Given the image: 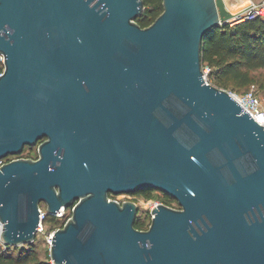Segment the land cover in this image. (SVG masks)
<instances>
[{
	"label": "water",
	"instance_id": "water-1",
	"mask_svg": "<svg viewBox=\"0 0 264 264\" xmlns=\"http://www.w3.org/2000/svg\"><path fill=\"white\" fill-rule=\"evenodd\" d=\"M0 0L1 242L36 240L53 264H264V125L206 82L203 37L239 17L225 0ZM157 190L139 205L110 194Z\"/></svg>",
	"mask_w": 264,
	"mask_h": 264
},
{
	"label": "trees",
	"instance_id": "trees-1",
	"mask_svg": "<svg viewBox=\"0 0 264 264\" xmlns=\"http://www.w3.org/2000/svg\"><path fill=\"white\" fill-rule=\"evenodd\" d=\"M145 10L136 18L142 26L150 25L163 11V0H144ZM202 66H208L209 83L227 89L250 87L261 83L264 89V19L254 17L241 20L233 25L230 23L216 27L207 33L202 40ZM4 70V63L0 55V73ZM27 147V146H26ZM19 157H34L31 154ZM152 190L141 191L144 196L153 197ZM140 194V193H139ZM168 205L178 204L177 200L167 194L157 195ZM113 194H110V198ZM46 221L59 223L53 216L46 217ZM150 225L137 216L135 226L147 229ZM4 246L0 243V264H53L49 259H40L34 245Z\"/></svg>",
	"mask_w": 264,
	"mask_h": 264
},
{
	"label": "built area",
	"instance_id": "built-area-1",
	"mask_svg": "<svg viewBox=\"0 0 264 264\" xmlns=\"http://www.w3.org/2000/svg\"><path fill=\"white\" fill-rule=\"evenodd\" d=\"M249 7L250 8L247 11H245L243 14L240 15L238 22L241 20H244V19H249V18H254V17H260V18L264 19V0H260L259 2H252L251 5H249ZM233 24H235V22L231 21L230 25H233ZM209 70H210V68H207V69L204 68L203 77H204L206 82H209V80H208V71ZM2 73H3V71L0 73V75H2ZM228 91L230 92L231 96L237 102H239L251 114V116L256 121H258L260 124L264 125V108L262 107L261 101H260V99H259V97H258V95L254 89H249V90L244 91L242 93H237V92L230 91V90H228ZM17 157H19V156L18 155H10L8 157L0 158V166L3 163L7 162L8 160L14 159ZM162 194L163 193L158 192L157 195H162ZM110 199H114L116 201H119L118 199L112 198V197ZM160 203H164V202L162 201L161 198L158 197V199L155 201L152 209ZM169 206H172V205H169ZM73 208H74V206H69V207L61 206L60 209L57 210L54 215H48L47 208L46 207L44 208L40 205V222H39L37 233L43 231V229H44L43 222L46 219V217H48V216L55 217L57 222L60 223V227L63 226L66 223V221L72 216ZM152 209H151V216L153 217L154 214L152 213ZM2 227H3V225L0 222V235L2 232ZM56 229H58V228H56ZM56 229L50 235V242L52 241V237H53ZM0 243L3 244L1 242V239H0Z\"/></svg>",
	"mask_w": 264,
	"mask_h": 264
},
{
	"label": "rangeland",
	"instance_id": "rangeland-1",
	"mask_svg": "<svg viewBox=\"0 0 264 264\" xmlns=\"http://www.w3.org/2000/svg\"><path fill=\"white\" fill-rule=\"evenodd\" d=\"M3 60V58H2ZM204 68H209L208 66L204 67ZM203 68V70H204ZM210 71V70H209ZM208 71V73H209ZM261 83H257V84H252L250 87H243V88H228V90L230 91H234L237 93H242L244 91H247L249 89H254L261 101L262 107L264 108V89L260 86ZM24 154H31L32 156H36V154H38V148L36 145L34 146H27L25 153ZM152 194L154 195L153 197H146L144 196V192H140V194L135 193V194H127V193H121V194H117V195H113L112 198H116L119 201L123 202L126 200H133L135 201L138 205H139V212H138V216L140 219H143L146 221V223L151 222L152 216H151V209L155 203V201L158 199V197L156 196L158 194L159 191L157 190H152L151 191ZM42 207H46V205L44 203L41 204ZM43 226L44 229L43 231L37 233V237L35 240V249L37 251V254L39 256L40 259H49L50 257V246H51V242H50V235L51 233L56 229L60 227V223H53V222H49L46 221V219L43 222ZM12 248H14V246H11ZM2 248H5V245L2 246ZM51 258V257H50ZM50 261L52 262V260L50 259Z\"/></svg>",
	"mask_w": 264,
	"mask_h": 264
},
{
	"label": "crops",
	"instance_id": "crops-1",
	"mask_svg": "<svg viewBox=\"0 0 264 264\" xmlns=\"http://www.w3.org/2000/svg\"><path fill=\"white\" fill-rule=\"evenodd\" d=\"M227 7L230 11L233 13H237L249 5H251L252 2H259L260 0H225Z\"/></svg>",
	"mask_w": 264,
	"mask_h": 264
},
{
	"label": "flooded vegetation",
	"instance_id": "flooded-vegetation-1",
	"mask_svg": "<svg viewBox=\"0 0 264 264\" xmlns=\"http://www.w3.org/2000/svg\"><path fill=\"white\" fill-rule=\"evenodd\" d=\"M36 146H37V148H38V145H36ZM37 155H38V154H36L35 157H37ZM139 193H140V192H139ZM137 194H138V193H137ZM167 195H168V194H167ZM173 207H179V205L174 203V204H173Z\"/></svg>",
	"mask_w": 264,
	"mask_h": 264
}]
</instances>
